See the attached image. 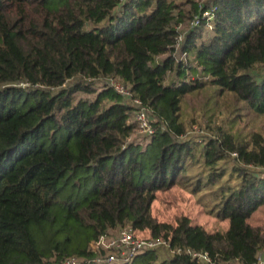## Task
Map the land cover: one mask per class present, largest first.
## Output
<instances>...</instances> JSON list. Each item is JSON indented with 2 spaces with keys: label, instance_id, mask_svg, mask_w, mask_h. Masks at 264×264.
Segmentation results:
<instances>
[{
  "label": "trees",
  "instance_id": "trees-1",
  "mask_svg": "<svg viewBox=\"0 0 264 264\" xmlns=\"http://www.w3.org/2000/svg\"><path fill=\"white\" fill-rule=\"evenodd\" d=\"M211 9L204 43L206 22L188 26ZM263 67L264 0H0V264L85 261L99 237L128 227L171 249L126 264H199L176 248L254 264L264 224L248 219L264 205V136L238 140L215 126L200 141L183 138L194 123L181 121V104L214 84L264 114ZM109 80L148 110L155 133L145 143ZM201 143L209 184L224 161L241 179L237 191L219 189L212 215L228 223L223 232L151 212Z\"/></svg>",
  "mask_w": 264,
  "mask_h": 264
},
{
  "label": "rangeland",
  "instance_id": "rangeland-1",
  "mask_svg": "<svg viewBox=\"0 0 264 264\" xmlns=\"http://www.w3.org/2000/svg\"><path fill=\"white\" fill-rule=\"evenodd\" d=\"M89 27L90 25L87 24L86 28ZM210 35L211 30L206 28L202 38L204 43ZM181 121L188 125L194 123L183 138L197 141H200L202 136H209L211 129L215 126L233 134L238 140L248 139L251 132H258L264 136V114L256 112L254 108L238 100L231 92L221 93L214 84H209L183 98ZM133 138L142 143L147 141L139 133H136ZM202 145L203 143L197 145L194 158L188 159L183 165L176 185L166 192L157 193L151 212L153 218L160 223L174 226L178 217L187 216L193 225H200L208 232H223L228 228V223L219 221L213 216L218 208L217 204L222 200L219 189L229 186L233 191H237L240 188L241 179L232 170V164L224 161L220 164L225 168L224 175L215 185L209 184L210 170L204 164L200 151ZM248 223L252 226L264 224V205L252 214ZM137 236L149 237L147 232H138ZM159 253V258L164 259L165 254L162 249Z\"/></svg>",
  "mask_w": 264,
  "mask_h": 264
},
{
  "label": "built area",
  "instance_id": "built-area-1",
  "mask_svg": "<svg viewBox=\"0 0 264 264\" xmlns=\"http://www.w3.org/2000/svg\"><path fill=\"white\" fill-rule=\"evenodd\" d=\"M215 10L216 9L203 11L199 15L194 16L188 27L197 28L202 21H205L206 28L211 29L215 17ZM182 40L183 36H180L177 39L176 49H178ZM177 60L179 62L182 61L183 63H187V55L178 51ZM261 74H264V67ZM108 84L118 95L126 99L134 108L133 120L137 126V132L146 138L153 136L155 133L153 123L150 120L148 110L142 105L140 100L133 98L130 91L122 84L112 80H109ZM21 85L29 86L27 84ZM257 171L264 174V166L257 168ZM137 235L138 232L129 227L119 230L115 235H103L91 245V249L93 252H96V256L85 261H80L74 257H68L63 259L61 264H126L131 262L140 253L148 250L158 247L171 249L169 240L163 238H143ZM171 252L177 255L184 253L199 264L212 263V259L207 252L180 248L172 249ZM254 264H264L263 253L258 254L257 260Z\"/></svg>",
  "mask_w": 264,
  "mask_h": 264
},
{
  "label": "crops",
  "instance_id": "crops-1",
  "mask_svg": "<svg viewBox=\"0 0 264 264\" xmlns=\"http://www.w3.org/2000/svg\"><path fill=\"white\" fill-rule=\"evenodd\" d=\"M263 255H264V253H263Z\"/></svg>",
  "mask_w": 264,
  "mask_h": 264
}]
</instances>
